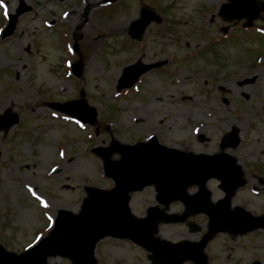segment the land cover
Instances as JSON below:
<instances>
[{"label":"rangeland","instance_id":"374dc122","mask_svg":"<svg viewBox=\"0 0 264 264\" xmlns=\"http://www.w3.org/2000/svg\"><path fill=\"white\" fill-rule=\"evenodd\" d=\"M226 1L0 0V32L10 9L32 7L18 16L11 36L0 34V114L10 108L20 117L0 130V242L6 248L31 247L51 231L59 209L79 212L85 186L114 185L92 151L109 147L112 138L134 144L156 135L169 146L214 153L222 135L237 126L241 142L225 151L238 158L247 184L233 202L264 212V182L258 180L264 177V32L257 31H264V21L255 20L250 28L242 19L225 22L219 10ZM143 8L160 14L163 22L148 25L138 42L130 39L129 28ZM139 58L169 61L143 75L136 88L117 91L124 66ZM69 59L79 61L81 77L70 74ZM81 92L96 108L99 133L49 106L78 99ZM218 184L216 179L207 183L214 200L223 195ZM254 185L257 195L251 192ZM153 203L154 188L148 186L132 195L130 205L142 215ZM168 207L180 212L183 204ZM190 220L200 230L161 223L159 236L200 239L207 216ZM95 252L99 264L150 262L146 251L128 240L105 237ZM206 252L213 264H264V231L218 233ZM48 264L73 263L56 255L48 256Z\"/></svg>","mask_w":264,"mask_h":264},{"label":"water","instance_id":"95a60500","mask_svg":"<svg viewBox=\"0 0 264 264\" xmlns=\"http://www.w3.org/2000/svg\"><path fill=\"white\" fill-rule=\"evenodd\" d=\"M28 9L30 7L23 4L16 14L11 15L4 36L12 33L18 15ZM260 10L256 0H230L223 5L220 14L226 20L246 17L250 25ZM152 21L161 22L162 19L155 12L143 8L140 19L132 23L131 37L141 39ZM164 63L143 66L138 62L125 67L117 88L120 90L132 86L143 72ZM74 71L78 76L81 74L80 68L74 67ZM52 106L83 122H96V110L88 105L83 96L79 100L53 103ZM18 121L19 117L7 109L0 116V130H6ZM238 131L237 127H232L231 132L223 137L221 147H236L240 142ZM93 151L104 159L105 173L115 181V187L111 190L86 187L88 197L83 200L80 213L59 210L50 234L21 254L6 250L0 243V264H47L49 255L69 257L76 264H98L95 257L96 244L99 239L109 235L129 238L146 247L153 252V264H181L185 259L200 257L210 237L218 231L244 230L242 226L249 215L241 210L238 213L230 211L231 198L236 188L244 184L243 172L233 156L225 152L214 155L183 152L159 145L155 138L149 143L137 145H123L113 140L110 147H95ZM114 152L121 154L120 160L110 159ZM213 176L221 180V187L227 192L217 203L210 201L211 193L204 187L205 182ZM196 183L201 185L200 190L188 194V186ZM148 184H156L159 202L169 204L174 199H181L186 204V212L182 215H166L152 207L144 218L134 215L129 207L130 193ZM198 212H205L211 219L209 231L200 242L173 244L156 236L161 221H184L190 214ZM258 221L260 224L254 223L256 225L253 224L249 229L264 226V217Z\"/></svg>","mask_w":264,"mask_h":264},{"label":"flooded vegetation","instance_id":"af4514ba","mask_svg":"<svg viewBox=\"0 0 264 264\" xmlns=\"http://www.w3.org/2000/svg\"><path fill=\"white\" fill-rule=\"evenodd\" d=\"M264 19V15H262L261 16V20H263ZM260 181L261 182H263V179H260ZM255 190H257V188H255ZM241 206H243L244 208H246V209H248V210H250V212H252V214H254L255 216H257V215H261V214H263L264 212L262 211V212H257V211H254V210H252V208L251 207H249L248 206V204H241ZM262 206V204H260V207ZM264 207H262V209H263ZM257 212V213H256ZM258 230H260V231H264V228H254L252 231H250V232H256V231H258ZM244 235H246V234H243V236ZM208 254V253H207ZM210 256V257H209ZM207 257H208V261L210 262V264H213V262L215 261V259H214V257L210 254H208L207 255ZM256 261H257V259H255ZM258 262L259 261H257V264H258ZM188 263H191V264H194V263H192V262H187V263H185V264H188ZM252 264V263H251Z\"/></svg>","mask_w":264,"mask_h":264},{"label":"bare ground","instance_id":"6f19581e","mask_svg":"<svg viewBox=\"0 0 264 264\" xmlns=\"http://www.w3.org/2000/svg\"><path fill=\"white\" fill-rule=\"evenodd\" d=\"M89 4L87 6L93 5L94 2L88 1ZM92 3V4H91ZM97 4L95 3L94 6H96ZM10 11H12V9H10Z\"/></svg>","mask_w":264,"mask_h":264},{"label":"snow or ice","instance_id":"6c2138e0","mask_svg":"<svg viewBox=\"0 0 264 264\" xmlns=\"http://www.w3.org/2000/svg\"><path fill=\"white\" fill-rule=\"evenodd\" d=\"M0 7H3V5H2V4H0Z\"/></svg>","mask_w":264,"mask_h":264}]
</instances>
